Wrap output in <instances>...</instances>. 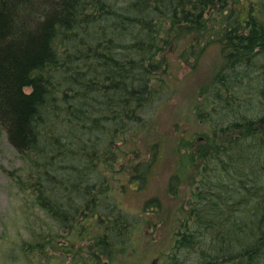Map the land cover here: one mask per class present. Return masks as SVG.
I'll list each match as a JSON object with an SVG mask.
<instances>
[{"label":"trees","instance_id":"obj_1","mask_svg":"<svg viewBox=\"0 0 264 264\" xmlns=\"http://www.w3.org/2000/svg\"><path fill=\"white\" fill-rule=\"evenodd\" d=\"M214 46L203 129L176 146L169 191L187 200L159 264H264V0H0V127L25 165L15 184L55 223L27 258L56 248L49 264H110L133 249L115 185L155 162L149 109L171 90L173 56L195 71Z\"/></svg>","mask_w":264,"mask_h":264},{"label":"rangeland","instance_id":"obj_2","mask_svg":"<svg viewBox=\"0 0 264 264\" xmlns=\"http://www.w3.org/2000/svg\"><path fill=\"white\" fill-rule=\"evenodd\" d=\"M220 63L221 55L215 46L202 58L195 71L181 61L179 53L173 56L169 81L171 90L149 109V115L156 117V127L162 141L155 162L140 181L136 178L129 183V173H135L130 171L125 177L120 174V183L115 185L118 186L116 193H120L117 200L122 203L136 227L132 238L133 249L120 250L116 247L109 255L110 264H136L141 261L148 264L155 261V264H159L160 259L163 260L161 253L173 245L175 219L181 205L187 200L184 189L178 197L169 191L170 178L179 166L176 146L181 138L191 137L194 140L193 132L203 129L198 125L195 114L197 93L200 86L211 79ZM150 156L142 155V158L149 161ZM24 166L20 154L9 143L5 130L0 127V264H49L46 254L52 257L58 255L56 248H49L40 254L36 252L31 258L26 257L27 252L23 248L24 243L34 242L39 231L46 233L55 226L15 184L13 172ZM141 169L135 175H143L145 170ZM152 199H160L161 207L148 216L143 206ZM60 242L62 245L67 243L63 238ZM73 251L76 253V248ZM61 259L71 264L75 260L70 254ZM104 262L108 264L106 260Z\"/></svg>","mask_w":264,"mask_h":264},{"label":"bare ground","instance_id":"obj_3","mask_svg":"<svg viewBox=\"0 0 264 264\" xmlns=\"http://www.w3.org/2000/svg\"><path fill=\"white\" fill-rule=\"evenodd\" d=\"M260 1V0H259ZM245 2V1H244ZM250 2V1H249ZM241 8V7H240ZM240 10V9H239ZM235 20V19H234ZM217 22V21H216ZM221 22V21H220ZM225 22V21H224ZM219 24V23H218ZM239 25V24H238ZM222 29V28H221ZM224 31V30H223ZM228 31V29H227ZM249 31V30H248ZM221 35V34H220ZM220 37V36H219ZM235 42V41H234ZM223 45V44H222ZM206 72V71H205ZM232 75V74H231ZM242 76V75H241ZM229 78V77H228ZM226 79V78H225ZM246 85V84H245ZM214 89V88H213ZM245 92V91H244ZM223 93V92H222ZM234 99V98H233ZM243 102V101H242ZM221 115V114H220ZM221 118V117H220ZM233 119V118H232ZM221 120V119H220ZM7 141V140H6ZM10 175V174H9ZM144 190V189H143ZM133 196V195H132ZM124 200V199H123ZM132 201V200H131Z\"/></svg>","mask_w":264,"mask_h":264}]
</instances>
